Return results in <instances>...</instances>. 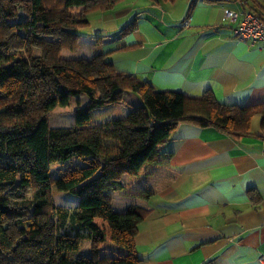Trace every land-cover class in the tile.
<instances>
[{"label": "trees", "instance_id": "16d2710c", "mask_svg": "<svg viewBox=\"0 0 264 264\" xmlns=\"http://www.w3.org/2000/svg\"><path fill=\"white\" fill-rule=\"evenodd\" d=\"M88 1L0 0V264H139L134 236L147 211L114 209L107 191L148 199L156 190L152 183L165 185L169 153L160 145L180 122L240 138L251 134L257 116L264 138V102L223 104L209 92L158 91L115 70L106 54L61 57V49L77 47L78 30L88 23L83 13L70 11ZM91 1L92 8L107 10L122 0ZM246 4L256 11L257 0ZM135 25L132 20L121 32ZM11 28L23 32L19 53L6 47ZM36 43L39 55L32 50ZM125 91L140 99L127 113ZM72 103V124L51 127L48 114ZM54 168L61 174L55 177ZM60 193L77 196L76 206L55 204ZM83 239L89 251L74 256Z\"/></svg>", "mask_w": 264, "mask_h": 264}, {"label": "crops", "instance_id": "0c3cea01", "mask_svg": "<svg viewBox=\"0 0 264 264\" xmlns=\"http://www.w3.org/2000/svg\"><path fill=\"white\" fill-rule=\"evenodd\" d=\"M87 4L73 7L88 23L78 30L77 47L61 49V57L106 54L115 70L158 91L194 97L209 92L223 104L264 102V47L234 35L240 15L222 19L226 8L239 14L248 8L241 0H122L107 10ZM255 10L264 20V0ZM132 20L135 28L122 33ZM139 104L136 94L123 92L125 113ZM160 148L169 153L167 182L152 183L150 198L107 191L112 208L147 211L134 236L139 264H264L258 260L264 257L259 124L252 121L251 134L234 138L180 122Z\"/></svg>", "mask_w": 264, "mask_h": 264}, {"label": "rangeland", "instance_id": "374dc122", "mask_svg": "<svg viewBox=\"0 0 264 264\" xmlns=\"http://www.w3.org/2000/svg\"><path fill=\"white\" fill-rule=\"evenodd\" d=\"M90 4V3H88ZM87 4V5H88ZM72 16H75L77 14L74 13V9L72 8L70 11ZM25 16V13L21 10H19V15L17 17V20H21L23 17ZM23 32L21 29L18 28H11L8 30V32L5 34V43H6V47L8 48L9 51H16V52H20V47L22 44V38H23ZM45 37L49 38V35H46ZM6 48V49H7ZM33 52L34 54H41L42 53V49L39 47L38 43H36L33 46ZM82 103H86L87 102V98L83 97L81 98ZM75 108V104L72 103L71 107L68 110H65L63 112H51L48 114V121H49V125L51 127H67L69 125L72 124L73 122V116H71V110ZM258 126V117H254L253 119V126ZM62 169H57L54 168L53 169V175L56 177L59 174H61ZM27 197L30 198L31 197V193L28 192L26 193ZM53 201L55 204L57 205H62L68 209H72L76 206L77 202H78V197L70 194V193H60L57 195L53 196ZM8 222H9V228L11 231H13L14 233L16 232V228L13 225L12 222V217L10 216L8 218ZM89 249V241L86 239H83L81 241V248L80 251L77 254H73L74 256H78L81 255L83 252H85L86 250Z\"/></svg>", "mask_w": 264, "mask_h": 264}, {"label": "built area", "instance_id": "2783aa9c", "mask_svg": "<svg viewBox=\"0 0 264 264\" xmlns=\"http://www.w3.org/2000/svg\"><path fill=\"white\" fill-rule=\"evenodd\" d=\"M245 6L246 0H241ZM241 18L233 29L234 35L241 40H250L259 42L264 47V20L251 8L244 9L241 14L232 9H224L222 14L223 20H235L237 16ZM260 263L264 262V257H260Z\"/></svg>", "mask_w": 264, "mask_h": 264}]
</instances>
